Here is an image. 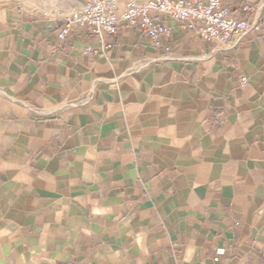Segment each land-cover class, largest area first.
Returning <instances> with one entry per match:
<instances>
[{
  "label": "crops",
  "instance_id": "crops-1",
  "mask_svg": "<svg viewBox=\"0 0 264 264\" xmlns=\"http://www.w3.org/2000/svg\"><path fill=\"white\" fill-rule=\"evenodd\" d=\"M224 2L233 47L0 21V264H264V0Z\"/></svg>",
  "mask_w": 264,
  "mask_h": 264
},
{
  "label": "built area",
  "instance_id": "built-area-1",
  "mask_svg": "<svg viewBox=\"0 0 264 264\" xmlns=\"http://www.w3.org/2000/svg\"><path fill=\"white\" fill-rule=\"evenodd\" d=\"M156 15L183 22L203 39L225 47L235 46L250 31L260 29L258 22L235 17L224 0H82L62 17L56 33L60 42L65 43L70 41L71 32L86 29L96 36L99 49L88 45L85 50L98 52L112 47L107 36L123 23L139 28L160 47L172 28ZM241 83L245 85L248 79L243 77ZM225 253L224 247H217L214 260L219 261Z\"/></svg>",
  "mask_w": 264,
  "mask_h": 264
},
{
  "label": "rangeland",
  "instance_id": "rangeland-1",
  "mask_svg": "<svg viewBox=\"0 0 264 264\" xmlns=\"http://www.w3.org/2000/svg\"><path fill=\"white\" fill-rule=\"evenodd\" d=\"M82 0H0V21L12 16H52L62 18Z\"/></svg>",
  "mask_w": 264,
  "mask_h": 264
}]
</instances>
